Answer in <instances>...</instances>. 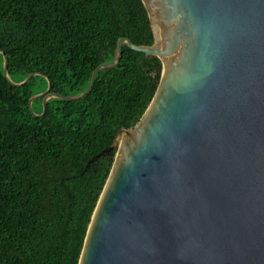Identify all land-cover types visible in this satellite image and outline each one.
<instances>
[{"label": "water", "instance_id": "1", "mask_svg": "<svg viewBox=\"0 0 264 264\" xmlns=\"http://www.w3.org/2000/svg\"><path fill=\"white\" fill-rule=\"evenodd\" d=\"M143 2L153 44L120 37L84 92L48 79L29 99L43 116L51 97H84L125 43L162 60L145 113L88 161L116 150L79 264H264V0Z\"/></svg>", "mask_w": 264, "mask_h": 264}, {"label": "trees", "instance_id": "2", "mask_svg": "<svg viewBox=\"0 0 264 264\" xmlns=\"http://www.w3.org/2000/svg\"><path fill=\"white\" fill-rule=\"evenodd\" d=\"M123 36L155 42L143 0H0V264H79L116 150L88 161L145 113L162 60L125 43L84 97H51L43 116L29 99L48 79L54 93L84 92Z\"/></svg>", "mask_w": 264, "mask_h": 264}, {"label": "rangeland", "instance_id": "3", "mask_svg": "<svg viewBox=\"0 0 264 264\" xmlns=\"http://www.w3.org/2000/svg\"><path fill=\"white\" fill-rule=\"evenodd\" d=\"M39 99L40 98H37V99H35L34 101H33V110H34V112L35 113H41L42 111H41V106H42V108H43V102H40L39 101ZM42 104V105H41Z\"/></svg>", "mask_w": 264, "mask_h": 264}]
</instances>
